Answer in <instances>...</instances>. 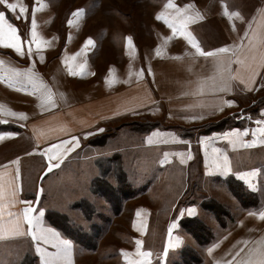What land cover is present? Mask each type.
Returning a JSON list of instances; mask_svg holds the SVG:
<instances>
[{
	"label": "rangeland",
	"instance_id": "rangeland-1",
	"mask_svg": "<svg viewBox=\"0 0 264 264\" xmlns=\"http://www.w3.org/2000/svg\"><path fill=\"white\" fill-rule=\"evenodd\" d=\"M167 2L9 0L26 7L23 15L19 7L13 12L0 5V11L5 12L25 41L31 39L34 9L46 5L35 11V20L39 37L49 42L40 50L32 44L31 55L25 44L23 56L10 48H0L3 61L0 77H14L20 83L18 87H3L4 93L21 99L26 98L22 90L28 96L31 91L39 93L37 104L43 106L37 109L45 110L44 96L55 92L47 88V81L44 85L36 83L49 75L50 66L57 77H66L69 68L78 73L83 66L85 78L92 76L99 78V82L110 78L111 86L117 87L147 76L155 58L196 53L179 33L167 40L172 29L163 20H157V14L164 12L173 22L181 19L175 9H165ZM174 3L180 9L195 5L185 15L199 12L204 17L187 26L204 51L242 45L245 32L250 34L257 23L264 21V0H174ZM225 4L230 12H239L242 19L229 20L223 14ZM78 10L82 14L74 17ZM89 39L93 45L85 48ZM28 75L34 85L28 82ZM231 101L233 105L227 106L217 118L190 126L161 120L157 121L158 127L143 133L138 128L147 125L145 120L108 129L112 130L111 153L117 152L122 157L111 161L109 170L100 169L99 181L95 182L99 188L94 187L99 195L83 198L85 204L82 199L74 202L68 197L72 206L65 216L59 211L50 212L58 216L57 222L68 226L70 239L84 245L85 254L80 257L83 264H135L142 259L136 255L137 240L142 241V252L151 253L149 260L157 256L159 261L153 264H229L243 247L241 241L250 239L253 227L256 232L261 231L259 226L264 225V220L249 213L264 210V133L260 131L264 129V70L253 91H245ZM0 105L3 106L0 111L12 112L1 99ZM4 124L12 123L0 119V128ZM246 144L253 147H245ZM225 157L231 169L228 172L223 166ZM111 172L114 176L111 175V184H107ZM242 176L246 178L241 179ZM51 201H55L53 195ZM76 207L80 210H75ZM173 223L177 227L169 234ZM0 247L12 250L13 245L6 243ZM122 253L130 255L125 258ZM47 260L50 264H67L65 256ZM0 264L42 262L37 256L1 254Z\"/></svg>",
	"mask_w": 264,
	"mask_h": 264
},
{
	"label": "crops",
	"instance_id": "crops-1",
	"mask_svg": "<svg viewBox=\"0 0 264 264\" xmlns=\"http://www.w3.org/2000/svg\"><path fill=\"white\" fill-rule=\"evenodd\" d=\"M254 31L264 38V21L257 23L249 36ZM253 43L255 47H252L246 38L235 56L228 53L219 58H205L193 53L158 57L152 60L147 76L117 87L111 86L110 78H107L110 86L106 84V79L99 82V78H85L81 68L78 75L57 77V73L50 66L49 75L36 83L44 85L47 81V88L50 87V90L55 92L51 94L50 102L47 101L48 95L44 96L47 103L45 110L37 109L43 106L37 104L41 98L39 93L36 95L31 91L28 96L27 92L22 90L26 96L23 99L5 94L6 88L3 87H9V83L18 87L20 83L14 77H4L0 80L1 101L10 107L13 113L26 116V119H20L19 116L0 111L2 121L21 128L0 131V136L5 137L0 141V184L4 188L5 204L0 225L10 229L13 222L22 215L23 209L31 206L34 217L39 216L40 212L44 213L38 226L34 223L32 231L52 229L59 234L55 237L47 233V242L33 240L30 235L0 240V246L6 243L13 245L12 250L0 247V255L37 256L41 262L45 259L57 260L58 256H65V248L61 242L66 240L71 245V264H83L80 258L85 254L83 245L75 243L71 237L52 225L49 216L51 211H59L64 216L69 213L72 205H69L68 197L73 198L75 202L99 195L94 187H98L95 182L99 181L100 169L109 170L113 165L111 161L121 155L117 152L111 153V138L103 145L92 143L94 138L107 132L112 126L126 122L167 120L190 126L217 118L227 108V101L235 100L237 95L248 91L244 84L238 79H230V76L239 72L247 81L250 70L257 68L260 55L264 53V44L257 41ZM237 56L244 60V65L234 62ZM253 56L256 57L255 61L252 60ZM73 68L77 69L78 66ZM257 70L260 75L256 77V83L250 85L253 90L264 68ZM102 86L107 87L104 89ZM225 87L227 90H221ZM3 94L5 97H2ZM64 142L70 143H66L64 148L59 150L53 147ZM74 144L77 145L75 148ZM49 148L53 149L52 153H47ZM57 152L60 158L52 160L51 164H59V167L48 171V155ZM17 159L19 164H13L12 161ZM112 174L114 176V172L107 176V184H111ZM13 189H16L14 197ZM52 195L54 202L51 201ZM75 210L80 209L76 207ZM8 213L16 215L9 216ZM254 227L250 239L245 240L246 244L242 243L243 251H239V257L235 255L232 264H237L238 260L249 255L256 261L260 254L264 253V244L257 243L264 239V225L259 226V232H256ZM28 228L26 222L22 223V230L27 231ZM10 252L12 255H8ZM147 260L150 264L159 261L157 256Z\"/></svg>",
	"mask_w": 264,
	"mask_h": 264
},
{
	"label": "snow or ice",
	"instance_id": "snow-or-ice-1",
	"mask_svg": "<svg viewBox=\"0 0 264 264\" xmlns=\"http://www.w3.org/2000/svg\"><path fill=\"white\" fill-rule=\"evenodd\" d=\"M37 2L39 3V0H37ZM0 5H4L6 6L7 9L15 12L17 10V8L19 7V12L21 15H23L27 9L26 7H24L23 5H18L17 3H9V0H0ZM46 7V5L41 4L40 8H36L33 11V18L31 20V30H30V36L31 39L28 41L22 40L18 29L11 24L8 19L6 18V14L3 11H0V48H10L12 50H14L18 55L23 56L25 55V44H28V48H27V52L29 55L32 54V44L36 45V49L40 50L42 48V46L44 44L49 43L48 41H43L41 40V38L39 37L36 28H37V24H36V20H35V11H39L41 10V8ZM195 7V5L189 4V5H185L183 9L178 8L175 3L174 0H168V2L165 4V9H175L176 14L178 16L181 17V19H179L178 21H171L169 20L164 12L158 13L156 16L157 20H163L165 24H167V26L169 28L172 29V36L168 37L167 40H171L174 37H176L177 33H179L180 35H182L184 37V39L188 42V44H190L195 50H196V54L199 56H203L205 58H209V57H213V58H219L221 57L223 54H228L231 53L232 55H236L237 51L240 49L241 45H230V46H224V47H220L218 49H215L214 51H204L199 42L195 39V37L187 31V26L190 23H195L198 20H203L204 17L199 13V12H195L193 15H185V13L188 12V10L193 9ZM82 14V10H78L77 12L73 13L74 17H79ZM223 14L228 17L229 20H231L233 17L238 18V19H242V16L239 12L233 11L230 12L228 9V6L225 4L224 5V10H223ZM20 16H17V19H19ZM73 23L72 20L69 21V24L71 25ZM249 27H251V25H249ZM235 30V29H234ZM244 38H247L249 40V44L252 45V47H255V44L253 43V41H257L260 44H264V38H261L259 36L258 32H253V34L251 36H249L248 32H245L244 37L242 38V40ZM128 43L129 45H131V38H128ZM89 45H93V41L91 39H89L88 41H86L85 43V48H87ZM156 55H160L159 50H157ZM75 57H73L72 59H74ZM177 59H179V57H177ZM252 60L255 61L256 57L253 56ZM230 63L233 61H229ZM235 63L244 65V60L239 59V57L237 56V59L234 61ZM65 63H67V61H65ZM3 64V61L0 60V65ZM260 68H264V53H261L260 55V59H259V63L257 64V68L256 69H251L250 70V75L247 79V81L244 79V77H242L240 75L239 72H237V75L235 76H230V79L232 80H239V82L241 84L245 85V88L248 91H252L253 88L250 85H254L256 83V77L260 75L259 71L257 69ZM83 70V66H81V72ZM69 74L70 75H78L79 73L74 72L71 68H69ZM19 75V74H18ZM27 75V74H26ZM28 78V82L31 84H35V81L32 79L31 75L27 76ZM4 77H0V80H3ZM106 84H109L110 86V81L108 79H106ZM9 87H12V84L9 83L8 84ZM17 91H19L20 89H16ZM221 90H227V87L222 88ZM47 101H51V94L48 95L47 97ZM234 102L232 101H227L226 104L228 106H232ZM3 106H0V108H2ZM8 114L13 115V116H19L20 119H26V116L24 114H17V113H12L9 112ZM259 123V122H258ZM100 131H103V129H100ZM262 133H264V129L260 130ZM243 135H247V133H243ZM3 139H5V137L0 136V141H2ZM76 139V138H73ZM66 143H70V142H64L60 145H54L53 147L56 149H61L64 148ZM149 143H151V140H149ZM77 145L74 144L73 148H75ZM245 147H253L252 144H246L244 145ZM72 149H67V151H71ZM53 149L49 148L47 150V153H52ZM31 155V153H29ZM60 158V154L59 152H57L56 154H52V155H48V160H49V168L48 171H51L53 167H59V164H51L52 160H56ZM191 157H189L190 159ZM165 159H167V156H165ZM13 164L18 165L19 164V159L12 161ZM224 170L225 172L231 171L230 167H229V161L227 159V157H225L224 159ZM217 167H219V165H217ZM5 168H7V166H5ZM19 169L17 168V175H18ZM254 174V173H253ZM2 175V174H0ZM246 177L242 176L241 179H245ZM16 194V189H13L12 191V196L14 197ZM4 200V188L3 185L0 184V218H2L3 215V211L5 208V204L3 203ZM23 203H30V202H23ZM33 208L31 206H28L26 208L23 209L22 215L13 222L12 227L10 229H5L2 225H0V240H6V239H10V238H16V237H22L25 235H30L31 238L33 240L39 241V240H44L45 242H47V233H51L53 236L58 237V233L53 232L52 229H44V230H40L39 232H33L32 231V226L34 225V223L37 224L39 223L40 217H42L44 215L43 212L39 213V216H33ZM140 212H137V216H140ZM9 216H15V213H8ZM250 216H257L258 219L260 220H264V210L260 211L259 213H249ZM27 223L29 225V228L27 231L22 230V223ZM135 226V225H134ZM142 228L145 227L144 225L141 226ZM177 225L175 223H173L170 226L169 229V234H171V230L176 228ZM64 245L65 248V259L67 261V264H71V253H70V248L71 245L68 241H62L61 242ZM241 243H247V241H241ZM257 243L259 244H264V239H262L261 241H258ZM136 255L142 257L143 259L136 261L135 264H145V261L147 260L148 257L151 256L150 252H142L141 251V245H142V241L137 240L136 241ZM174 245L169 244V247H173ZM37 251H39V249H37ZM211 252V249L209 250ZM240 251H243V249H241ZM122 255L125 256V258H127L130 254L129 253H122ZM236 256L239 257L240 256V252L236 253ZM42 264H50V261H48L47 259H45ZM229 264H232L231 261H229ZM237 264H264V253L260 254V258L256 261H253L251 259V255H249L247 258H241L240 260L237 261Z\"/></svg>",
	"mask_w": 264,
	"mask_h": 264
},
{
	"label": "trees",
	"instance_id": "trees-1",
	"mask_svg": "<svg viewBox=\"0 0 264 264\" xmlns=\"http://www.w3.org/2000/svg\"><path fill=\"white\" fill-rule=\"evenodd\" d=\"M136 122H139V121H136ZM146 123H147V125H140V126H144L142 129H140V128H138V130L140 131V132H143V133H147L148 131H150V130H152V129H154V128H156V127H158L159 126V122H157V121H145ZM151 122H154L153 124L151 123ZM125 124H128V122H126V123H121V124H119L118 125V127H121L122 125H123V127L124 126H126ZM10 129H19L20 130V128L18 127V126H12V125H10V124H4V125H2L1 126V128H0V130H5V131H9ZM137 129V128H136ZM111 131V132H110ZM108 130L107 132H105V133H103V134H100L98 137H96V138H94V140L92 141V143H95V144H97V145H103L112 135H111V133H112V130ZM115 160H117V157L115 158ZM117 163H119V161H117ZM128 193H126V195H127ZM125 194H123V196H124ZM81 202H83V204H84V201H81ZM111 202V201H110ZM58 218V216H53L51 213H50V216H49V219H50V222L52 223V225H54L55 227H57L59 230H61L63 233H65V234H67V236L69 235L70 236V234H69V230H68V228H66L64 225H61V223L60 222H57L56 221V219ZM76 238V237H75ZM83 247H84V245H83ZM92 247V246H91Z\"/></svg>",
	"mask_w": 264,
	"mask_h": 264
}]
</instances>
